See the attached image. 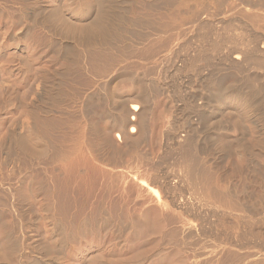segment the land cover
Here are the masks:
<instances>
[{
  "label": "bare ground",
  "instance_id": "1",
  "mask_svg": "<svg viewBox=\"0 0 264 264\" xmlns=\"http://www.w3.org/2000/svg\"><path fill=\"white\" fill-rule=\"evenodd\" d=\"M37 1L38 2L36 3H39V6L36 9L33 8V10H26L25 12H23V15L26 19H28V21H30V23L38 27V25L36 24L41 21H38V17L45 10V1ZM151 1L152 0L142 1L141 7L143 10L142 13L144 14L142 16L140 15V21L138 20V17L136 18V20L128 22L127 19H125L126 12L122 11L118 15H113L115 12V1L69 0V4L67 3L68 5H64L63 7H67L68 11L70 10L76 12L77 10H79V24L74 25L72 29H74L75 34L77 33L81 35L80 37H83L84 40H82L81 42L72 43L73 45L71 44L70 47L68 46L66 48L63 47L64 42L59 41L57 44H54L52 41L46 38L47 33H50L53 30L52 25H59L60 16L62 14L61 10L63 11V9L60 10L61 7L58 8V6H56L57 8H48V15L45 21L43 20V22L41 23L43 26V30L42 32H40L39 37H41L44 41V45L49 53L52 52L53 54H55L56 58L52 59L55 57L53 56L51 60H48L47 62H45V64L43 63V65L39 66L35 70L27 66V64H25V60H22L21 58L22 62L24 61V63L22 64V62L20 61V63L22 64L20 68L21 70L23 69L28 73H30L31 71H34L36 73L34 86L36 91H39L38 93H40V90H42V97H48L47 95L51 90L49 89L50 84L56 86V83H54V81L56 80L55 77L62 76L64 78H68L70 81L75 82L76 80L77 83L82 84L84 80H86L84 79V76H91L92 79L90 83H87L85 81L86 84L81 87L82 89L77 88L79 86L75 84V86L77 87L73 86L71 88L69 86L71 88L70 90V88L67 87L68 83L66 85V87L68 88L67 90H69V93L66 94L69 95V101L72 102V104H76L80 107V113L77 112L79 113L77 114L75 112L78 115L77 118L74 116V118H72L76 120L78 119L77 121L81 119V122L82 120H84L87 123H103L101 120L107 122V120L109 119L112 124H122L125 129L131 126L130 130L128 131L131 134L136 132V126L134 127L135 123H139V126L141 122L142 124L143 122H146L144 120L152 106L154 96L160 95L161 97H163L162 100L164 102V110L162 115V128L160 132L161 145L159 146L160 149L156 161V168H153L157 173L156 181L160 186L162 196V198L160 199H162V201H160V203H157L154 200V202L156 204H160L162 210L164 208V211H161V213L159 214V218L161 219L157 220V223L159 227H161L162 225L163 227H165L164 236L168 238V244L171 248L175 249V252L178 251L181 253L182 257L184 258L183 260L185 263L182 261L184 264H264V253H260L251 249L248 250V248L246 250L240 249L241 247L237 248L235 245L231 246L229 245L231 243L230 240L228 241V243L230 242L228 244L226 241L227 238L223 237L225 234L227 235L229 232H232L236 234V236H238L237 239H240V241L243 242L247 235L257 234L254 227V224H256L254 214L244 205L243 188L238 189L232 186L233 181L237 177L245 180H247V178H251L255 188L258 190L257 198L261 197L264 199V85L260 87L256 86L257 89H251L252 92L250 91L251 93L248 94L239 93L241 92V90H237L239 92H231V90L225 89L227 90L225 91V87L223 86V82L225 79L232 77H242V82L249 88H253L251 86V74L257 72L264 73V0H153L157 2L156 4H152ZM33 2H35V0ZM222 16H232V18L237 17L241 19L240 22H243V24H241L240 22L236 24L234 23L235 21H232L233 23H226L222 20L220 21V17ZM216 21H218L217 25L222 24V31H225V33H223L224 35H221L222 33H220L219 28H217L216 31L213 30V23H215ZM47 23L51 24L50 27H52V30L49 28ZM22 26V37L25 38L30 33H32L33 28L32 25L29 24ZM235 28H238V33L236 32L237 29L235 30ZM138 29L140 30V33H137ZM17 39L18 38H16V41ZM75 40L77 41V39ZM75 40L73 42H75ZM13 58L16 59L15 55ZM38 58L39 60H37L40 62L43 59V57L41 56H39ZM18 59L20 60V58ZM56 59H62L61 61H66V65H64V68L61 66L58 67L57 64H55L54 61ZM20 63L18 61V64ZM139 70L141 76L138 77L137 75L139 74ZM134 71L138 74H129L130 72ZM186 71L193 72L195 74L194 83H196L198 88L196 90L197 95L194 97L193 95L192 97L190 96L191 98L188 99V102H186L189 103V122L185 119V117L184 119L183 116L180 117V113L182 112V110L179 109L178 105V102L182 103V101H184L182 100L184 97L182 98L183 80L181 78L183 75L182 73ZM221 71H226L225 74L223 73V76L221 75L222 73H220ZM109 72H117L119 74V78L122 77L120 78L122 82L131 80L132 86L136 85V87L131 89L133 91L131 92V98L129 97L131 100V102L129 103H133L129 107H127L126 100L128 98L120 99V101L118 100L119 102L117 101L118 103L115 105L116 110L114 111V113H106L104 109L105 106H103L102 108L100 104L94 101L97 98H95L94 94L98 93L97 87H95V83H97L98 80L95 83L94 81L97 78L106 79V76L108 78V76L110 75ZM111 76L114 75L111 74ZM155 77L156 79H158L156 82H153V79ZM114 79L110 78L108 80V83L112 84L115 81ZM71 84H73V82ZM84 88H86L87 93H81ZM64 89H60V92H62L61 90L64 91ZM37 92L33 93L36 94ZM64 96L65 95L62 92L57 94L55 98L57 99V101L63 102ZM67 97L68 96L64 98L66 99ZM42 100L44 99L42 98ZM103 100L104 99L99 100V102ZM57 101L55 102L57 103ZM108 101L109 100H107V102ZM31 103H33V101ZM183 103H185V101ZM29 104L27 107L32 109V104ZM67 104L68 103H66V105L64 104L65 107L67 106ZM84 107H86V109L82 110ZM105 108H107V106ZM75 109L77 110V108ZM227 111L229 113L227 114L231 116V120L228 121L225 130L226 133L227 130L233 132L228 135H234L232 136L234 137V139H231V136H229V139L227 140L228 144L232 145L233 143H237L241 148H245L243 150L247 151V155L251 159H259L261 164L257 167L254 168L246 165L243 162V155L235 154L234 151L229 148V145L227 146L223 142H219V140L217 141L215 139L216 131L209 132V146L206 145L205 139L201 136V128L202 126L204 128L207 127L209 122V115L212 117V115H217L221 112ZM27 114L31 117H33V114L35 115V113ZM225 115L226 113L223 116ZM36 116L38 117V119L43 120L45 118L47 119V117L49 118V116H51V113L42 109ZM26 117L28 116L26 115ZM52 117L55 118V116ZM54 118L52 119L53 121L58 120L57 117V120ZM49 119H47L46 121H48ZM225 119H227V117ZM41 121H39V123ZM46 121H42L43 125L44 122L46 123ZM51 122L52 121H50V123ZM71 122L69 124H72ZM89 126V128L92 129V132L96 133V131H98L95 127L91 126V124ZM209 129L211 128L209 127ZM248 129L253 130L255 133V136L253 135V141H251L253 144H241L242 139H244V136L247 135L246 133ZM95 133H91V135H94ZM219 133L217 135H219ZM234 133H237L239 137H235ZM82 134L84 135V133ZM15 136L12 137L13 140L15 139L16 141L14 146L16 152L14 151L15 149L12 150L15 155H17L19 159H17L18 162L21 158L24 160V162L25 160L30 161L31 158L33 159L34 155L28 152L29 149L25 150L22 146L23 144H21V142L19 141V134H16ZM89 136L90 135H88L86 138H91ZM94 137L92 136V138ZM49 142L52 141L49 140ZM129 143L132 144V146L130 144L131 149L132 147L134 148V144H136L135 148H137L136 146L138 143L135 142L133 144L130 141ZM55 147H57V145H55ZM74 147L76 149V144ZM80 147L81 146H79L76 152L80 151ZM70 148L68 149V151L70 150ZM95 148L96 147L91 141L87 143L86 154L89 158V161H95V159L97 158L96 152H101L99 151L100 148ZM64 151L66 152V150ZM65 152H63L64 154L61 153L54 155L53 159H57L60 162H65V160H70V157L72 160V157L74 155L76 156V154H71L75 153V151L71 153L70 151L69 153ZM80 153L83 152L80 151ZM83 154L81 156H83ZM15 155L12 156L15 157ZM47 155L45 153L44 156L46 157ZM40 156L41 155H38L37 158H40ZM119 156L121 157L122 155ZM17 157H15V159ZM117 157H115V159ZM75 159H73V161ZM81 159L83 158L81 157ZM27 161L26 163H28ZM107 163L109 164L110 162H106V164ZM119 165H121V168L123 167L121 162ZM64 166L67 167L65 164ZM77 170L79 171V169ZM72 174L73 173H71L70 177H72ZM112 174H114V172ZM73 177L75 176L73 175ZM111 183L112 182H110V185ZM44 185L45 183H42L40 185L37 184L34 190L35 195L37 194L36 196H41L44 189H47V187H45L46 185ZM58 188H55L56 191H58L59 193L62 192L63 194V188L61 187V191L60 189L58 190ZM68 188L71 189L70 186ZM66 190L65 192H67ZM81 190L82 189H80V191ZM70 191H72V189ZM107 191L108 193L111 192H109V190ZM4 193L0 194V202L1 200L3 201V199L5 201H8L9 199H11L10 197H12V200L16 199V195L14 196L11 191L7 192L6 194ZM58 195H61V193ZM66 196L67 195L65 194V197ZM57 197V200L60 199L61 202L59 203L60 208L56 206V209L59 208V210L61 211V213L57 214H61L59 218H62L59 219V222L53 224L55 232L61 238L59 242L61 243L62 248L64 197H62V195L61 197ZM80 197L83 196L80 195ZM77 198L78 197H76V199ZM261 198V202H259L263 203L262 211L264 212V201L261 200ZM16 203L18 204L14 207L12 205V209H14L13 211H15V216L18 220V224L23 226L26 220L25 214L27 209L23 208L24 206L22 205V203ZM194 203L206 208H213L214 212L220 213L214 215L215 219L212 223L211 221L197 215L196 210L192 208V205H194ZM6 204L7 205H3L5 207L10 205L7 202ZM151 205L154 206L155 204L152 203ZM156 206L157 205H155L154 207ZM261 207L259 206V210H261ZM68 209L67 210L71 212L70 208ZM6 210L9 211V209ZM53 210L55 211V209ZM135 215L137 216V213H134V216ZM139 216H145V214H139ZM227 220H230V222ZM263 222L264 219L260 224H264ZM8 227L6 226V229H4V243L6 245V248L9 246H13V248H15L14 251L17 254L16 256L18 258L19 264H62L64 256H62V254L60 253V255H57L54 258L51 257V259H48L49 251H46V249H44L45 246L39 244V242L37 241L38 239L34 241L33 244L30 243V247L25 243L20 244L18 242L20 244L19 248L18 243L12 242L10 231H8L9 229H7ZM212 231H219V233L216 232L214 234V232ZM218 235L222 236L219 237ZM228 237H231V235H228ZM232 237L235 236L232 235ZM263 250L264 249H262V251ZM176 257L178 256L176 255ZM176 257L175 261L177 259ZM158 259V264H165L163 262L165 258H163V260L161 257ZM173 259H170L172 261L171 264L175 262ZM178 261L179 260L177 259L175 263L179 264Z\"/></svg>",
  "mask_w": 264,
  "mask_h": 264
},
{
  "label": "rangeland",
  "instance_id": "2",
  "mask_svg": "<svg viewBox=\"0 0 264 264\" xmlns=\"http://www.w3.org/2000/svg\"><path fill=\"white\" fill-rule=\"evenodd\" d=\"M33 1L34 0H24V1L0 0V190H1L0 194L6 191L7 192L11 191V193H13L14 196L16 195L15 200L14 199L12 200V197H10L11 199L8 200L9 202L5 201L4 199L3 201L1 200L0 202L1 203L0 204L1 205L0 264H19L18 258L16 256L17 254L14 251L15 248H13V246H9L6 248V245L4 243L5 234L3 233H5L4 229H6V226L7 227L9 226L7 229H9L8 231H10L12 242L14 243L19 242L20 244L25 243L30 247V245L33 244V242L38 239L37 241L39 242V244L45 246V248L44 247L43 248L46 249V251L47 250L49 251V253L47 252L48 259H51V257L54 258L57 255H60V253L62 254V256H64L63 257L64 260L62 261V264H158V260H159L158 258L160 257L162 258V260L163 258H165L164 259L165 261L163 260L165 264H169V263L171 264L172 262L171 260L173 258H174L173 260L175 261L176 255L178 256L176 257L179 260L178 263L180 264L181 262L182 264L184 262L183 260L184 258L182 257L181 253L178 251L175 252V249L170 247V245L167 242L168 238L164 236L165 227H163V225L159 227L157 223V220L161 219L159 218L160 217L159 214L161 213V211H164V208L162 210L160 204H156L154 202V200L157 203L158 202L160 203V201H162V199H160L162 198L160 186L159 184H157L158 182L156 181L157 173L154 169L156 168V161L160 149L159 146L161 145L160 132L162 128V115L164 110V102L162 100L163 97H161L160 95L154 96L152 106L144 120L146 122H143V124L141 122L139 126H138L139 123H135L134 127L136 126L135 128L138 130L134 128L136 132H134L133 134L128 132L131 126L127 127L126 130L125 127L122 126V124L117 123L114 125L109 119L107 120V122L101 120L103 123L88 122L89 125L91 124V126L95 127L98 130V131L95 130L96 133L92 132V129L89 128L90 126L86 121L82 120V122L84 121L82 123L81 119H79V121L81 122L80 123L79 121H77L78 119L77 120L73 119L74 117L77 118L78 116L77 114L80 113V107L76 104H72V102L69 101V95H66L69 93L68 92L69 90L67 89L70 87L72 88L73 86H75V84L79 86V87L77 86L75 87L82 89L81 87H83L84 84H86V82L90 83L92 79L91 76L90 77L84 76V79L86 80H84L82 84L77 83L76 80L75 82L70 81L68 78H64L62 76L61 77L58 76L59 78L55 77L56 80L54 81V83H56V86H54L53 84L49 85L50 87L49 89H51L49 94L47 95L49 98L42 97V93H43L42 90H40L42 93L41 92L38 93L39 91L37 92L34 86L36 73L34 71H31L32 73L31 72L28 73L23 69L21 70L20 67L24 63V61L22 62V60H25V64H27V66H29L31 69L33 68L35 70L39 66L43 65V63L45 64V62L51 60V58L55 56V54H53L52 52L49 53V51L46 49L44 45V41L42 40L41 37H39L40 32H42L43 30V26L41 23L43 22V20L45 21L48 15L47 14L49 12L48 8L52 9V7L54 8L58 6V8L61 7L60 10L63 9V11L61 10L62 17L60 16L59 25L58 26L55 24L52 25L53 30L52 27H50L51 24L47 23V25L52 30V32L47 33L46 38H48L54 44H57L59 41L64 42L63 47L65 48L68 46L70 47L72 43L81 42L82 40H84V38L83 37L81 38L80 37L81 35L77 33L75 34L74 29H72L74 25L79 24L78 23L79 22L78 16L80 14L79 10H77L76 12L70 10L68 11L67 7L65 8L63 7L64 5L67 6L69 4L68 3L69 0H44L45 10L38 17V21L41 20L39 21L40 23L38 22V24H36L38 25V27L30 23V21H28V19H26L25 16L23 15L24 14L23 12H25L26 10L28 9L33 10V8L36 9L39 6L38 5L39 3L38 4L36 3L38 2L37 0H35V2ZM112 1L113 2L115 1V9H114L115 12L113 15L114 16L118 15L122 11L126 12L125 19H127L128 22L134 21L138 17H139L138 20L140 21L141 19L140 17L144 14L142 13L143 10L141 7L143 0H112ZM151 3L156 4L157 2L152 0ZM225 16H222L223 18L220 17L221 18V19L219 18L220 21L222 20L223 22L226 23L228 22L231 23L232 21L233 22L235 21L234 23L236 24H238L241 21V19L237 17L232 18V16L229 17H225ZM20 23L22 25H26V24L32 25L33 28L32 33H30L25 38L22 37L23 26ZM217 23L218 21L213 23L214 24L213 30L216 31V29L219 28L220 33H222L221 35H224L223 33H225V31H222L223 29L221 27L222 24L217 25ZM240 23L243 24V22ZM236 29H237L236 32L238 33V28H235V30ZM137 33H140L139 29L137 30ZM16 38H18L17 41ZM75 39H77V41ZM74 40L75 42H73ZM14 55L16 59L13 58ZM39 56L43 57L41 62L38 61ZM18 58H20V60ZM55 58L56 56L52 59ZM61 60L62 59L60 60L56 59L54 62L55 64H57L58 67L61 66L64 68V65H66V61L65 60L61 61ZM18 61L19 63L21 61L22 64L21 63L18 64ZM225 72L226 71H221L220 73H222L221 75L223 76V73L225 74ZM138 73H135L134 71V72H130L129 74L130 75L138 74L137 75L138 77L141 76L140 70L138 71ZM111 74H113L114 76H111ZM182 74H183L181 78L183 80L182 98L184 97L182 100H184L185 103H183L184 101H182V103L178 102V105H179V109L182 110V112L180 111L181 112L180 117L183 116V119L185 117V119L189 122L190 120L188 113L189 103L186 102H188V99H190L192 95L193 97L197 95L196 90L198 88L196 83H194L195 74L193 72L186 71ZM109 77L111 79L115 78L114 79L115 81L112 84L108 83V80L110 79ZM156 77L153 79V82L157 81L158 78L156 79ZM120 78L117 72L115 73L111 72L108 78L106 76V79L97 78L94 81L95 83L98 80V82L95 83L96 85L95 87H97L98 93L94 94L95 98L97 97L96 100L94 101L100 104L102 108L103 106L105 107L107 106V108L104 107L106 113L108 112L114 113V111L116 110L115 105L120 101V99L128 98L126 100L127 107H129L133 103V102L129 103L131 102L130 100L132 94L131 92L133 91L131 89L136 87V85L132 86L131 80H126L125 82L124 81L122 82ZM241 78L242 77L240 78L232 77L225 79L223 82L224 84L223 86L225 87V88L223 87L224 90L229 89L231 90V92L241 90V92L239 91L237 92L242 94H248L251 93L252 90H254L255 88L257 89L256 86L260 87L264 85L263 72L260 73L257 72L251 74L250 79L252 80L251 86L253 88H249L247 85H245L242 82ZM72 82L74 85L71 84ZM66 85L68 88L66 87ZM64 88L66 89L67 92L65 91ZM60 89H64V91L61 90L65 95L64 97L68 96L66 99L63 97V102L62 101L59 102L55 98L57 94L62 93L60 92ZM33 92H37L36 94L38 96ZM85 92L87 93L86 88H84L81 91V93H85ZM42 98L44 100H42ZM102 99L104 100L100 101L102 102L100 103L99 100ZM107 100L109 101L107 102ZM32 101L33 103H31ZM55 101H57V103ZM65 102L68 104L71 103L72 105L67 104V106L65 107L66 105ZM29 103L32 104L33 106L32 109L27 107ZM111 104L114 105L112 106ZM75 108H77V110ZM42 109L51 113V116H49L51 120L48 117H47V119H49L48 121H46L47 120L46 118H45L46 120L43 119L44 121H46V123L49 122L48 124L44 122L43 125L42 123L43 120L38 119V117L36 116L38 113H40V110ZM85 109L86 107H84L82 110ZM75 112L76 113L79 112V113L76 114ZM27 113H32V114L35 113V115L33 114V117H31ZM223 113L224 114L226 113L227 116L226 115L223 116L224 115ZM227 113L228 111L221 112L217 115H212V117L209 115L208 116L209 122L207 127L204 128L202 126L201 128L200 131L201 136L205 139L206 145L209 146L210 144L209 132L216 131L215 139L217 141L219 140V142H223L227 146L229 145V148L232 151H234L235 154L243 155L244 156L243 162L246 165H249L254 168L257 167L258 165L261 164L259 159H251L247 155V151L243 150L245 148L243 147L241 148L237 143H233L232 145L228 144L227 140L229 139V136H231L230 137L231 139L232 138L234 139V137H232L234 135H228L233 132L227 130L226 133L225 130L228 121L231 120V116L228 115L229 113L228 114ZM26 115L28 117H26ZM69 115L71 118L74 116L72 118L73 120L69 117ZM52 116H55V118ZM56 117L58 118V120ZM226 117L227 119H225ZM53 118L56 119L57 121L55 120L53 121L52 120ZM39 121L41 122L39 123ZM50 121H52L51 122L52 124L50 123ZM70 122L72 124H69ZM85 125L88 127H86ZM209 127L211 129H209ZM79 129L82 131H80ZM224 130L226 134L224 133ZM217 132L218 133L220 132L219 133L220 136L217 135L218 134ZM82 133H84V135ZM91 133L92 134L95 133V134L91 135ZM16 134L17 135L19 134V138H20L19 141L21 142V144H23L22 146L24 147V149L25 150L29 149L28 152L34 155L33 159L31 158L32 160L31 159L30 161L25 160L24 162V160L21 158L20 161L18 162L19 159L12 150L15 149L14 146L16 141L15 139L13 140V137ZM234 134L235 137H239L237 133ZM246 134L247 135L244 136V139H242L241 144L248 145L249 143L250 144L252 143L251 141H253V137L255 136L254 131L248 129ZM88 135H90L89 137L91 138H86ZM92 136L95 137L92 138ZM223 139H225L226 141ZM49 140L52 142H49ZM89 141H91L97 149L100 148L99 151H101L98 152L96 150L97 158L95 159V161L94 160L89 161V158L87 157L86 154V146L87 143H89ZM99 141L101 144L99 143ZM129 141L132 142L133 144L135 142L138 143L136 146L137 148H135L136 144H134V148L132 147L131 149L130 147L132 146V144L129 143ZM75 144H76V149L74 147ZM78 144L79 146H81L80 151L83 152L84 154L80 153V151L76 152L79 148ZM55 145H57L58 148L55 147ZM5 148L8 150H6ZM69 148H70L69 150L70 153L75 151V153H71V154H76L77 157L75 155L74 156L72 155L73 156L72 160L70 157V160L69 159L67 161L65 160V162L64 161L60 162L57 159H53V156L56 154H61V153L64 154L63 153L65 152L64 150H66V152L69 153L68 151ZM113 149L115 150V152ZM14 151L16 152V149ZM44 152L46 153V155L48 154L46 157L44 156L45 155ZM82 154L83 156H81ZM6 155L9 157H7ZM12 155H15V157L17 158L15 159V157ZM38 155H41L40 158L39 157L37 158ZM119 155L122 156L120 157ZM81 157L83 159H81ZM115 157L117 158L115 159ZM98 158L99 159L101 158L100 159L101 163L99 162ZM73 159L75 160L73 161ZM26 161L30 164L26 163ZM106 162H110V163L109 164L107 163L108 164L107 165ZM120 162L123 166L122 167L123 169L121 168V165H119ZM64 164L67 167H65ZM75 164H77L78 166ZM77 169H79V171ZM113 172L114 174H112ZM71 173H73L72 177L73 175L75 177L73 178L70 177ZM70 181L74 186L71 184ZM75 182L77 185L75 184ZM110 182H112L111 185ZM39 183L40 184L45 183L46 186L45 185L44 186L47 187V189H44L41 196H36L37 194L35 195L34 190L37 184L40 185ZM67 186L68 187L70 186L73 192L70 191L71 189L68 188ZM232 186L238 189L243 188L244 205L254 214L255 217L254 219L256 223L254 224V227L257 234L247 235V237L244 239L243 242H241L240 239H237L238 236H236V234L232 232H229L227 235L225 234L223 237L227 238L226 240L227 243L230 240L231 243L229 242L230 244L229 243L228 244L231 246L235 245L237 248L241 247L240 249L246 250L248 248V250L251 249L254 251H258L260 253H264V250L262 251V249H264V244H263L264 224H260L264 219L263 218L264 212L262 211L263 203H260L261 197L257 198L258 190L255 188L251 178H247V180H245L237 177L233 181ZM61 187L63 188L64 195L62 194V192L60 193L62 197L65 198V199L63 198V247H62L63 249L61 248V243L59 242L61 238L55 232L54 224H53L59 222L60 221L59 219L62 218V217L59 218L61 214L58 215L59 213H61V211L59 210L60 208L59 203L61 202L60 199L57 200L58 199L57 196L61 197V195H58L60 193L55 189L58 188V190L60 189L61 191ZM73 189L75 190V193ZM80 189L82 190L80 191ZM65 190L67 192H65ZM107 190L111 192L108 193ZM65 194L67 195L66 197ZM80 195L83 196L84 198L80 197ZM76 197L78 198L76 199ZM261 200L264 201L263 198H261ZM6 202L10 205L5 207L3 204L7 205ZM16 202L22 203L24 207L22 205L21 206L27 209L25 214L26 223L24 222L23 226L18 224L17 222L18 220L16 219L15 216L16 215L15 211H13L14 209H12V205L14 207L18 204ZM151 202L157 206L159 205L158 207L156 206L158 209L154 207L155 205L154 206L151 205L152 204ZM56 206H58L59 208L56 209ZM259 206L260 207L262 206L261 210H259ZM67 207L70 208L71 212L68 211L69 209ZM192 208L196 210L198 216L207 219L212 223L215 219L214 215L220 213V212L218 213L214 212L213 208H206L196 203L192 205ZM6 209H9V211ZM53 209H55V211ZM134 213H137V216L136 215L134 216ZM142 213L145 214V216L140 217L139 214L143 215ZM227 221L230 222V220ZM256 221H258L259 224ZM216 232L219 233V231ZM216 232H214V234ZM228 235L229 236L231 235V237H228ZM232 235L235 236L236 238L232 237ZM218 236L221 237L222 235H218ZM20 244L18 246L19 248H20ZM166 258L169 260H167ZM175 262L172 264H177Z\"/></svg>",
  "mask_w": 264,
  "mask_h": 264
}]
</instances>
